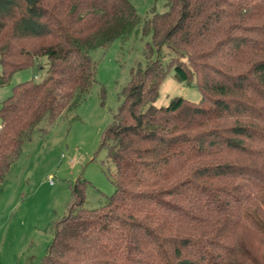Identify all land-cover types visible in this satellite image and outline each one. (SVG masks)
I'll return each mask as SVG.
<instances>
[{"label":"trees","instance_id":"trees-1","mask_svg":"<svg viewBox=\"0 0 264 264\" xmlns=\"http://www.w3.org/2000/svg\"><path fill=\"white\" fill-rule=\"evenodd\" d=\"M165 3L142 29L172 56L131 71L101 133L113 189L84 207L76 178L36 264H264V0ZM137 21L129 0H0V84L45 57L0 99V183L31 131L84 98L90 50ZM170 68L198 100L153 104Z\"/></svg>","mask_w":264,"mask_h":264},{"label":"rangeland","instance_id":"rangeland-1","mask_svg":"<svg viewBox=\"0 0 264 264\" xmlns=\"http://www.w3.org/2000/svg\"><path fill=\"white\" fill-rule=\"evenodd\" d=\"M138 21L124 34L89 54L95 62V80L84 98L65 107L44 130L33 129L24 139L0 183V264H36L52 237V224L65 212L70 188L76 178L85 180L84 207L100 204L113 185V165L100 146L101 133L121 99V88L131 71L143 68L146 59L166 62L172 53L161 44L158 50L146 47L151 34L142 29L143 19L166 8L165 0H129ZM45 57L36 58L14 71L0 84V99L17 81L44 74ZM3 92H6L5 95ZM173 96L198 100L200 93L190 80H177L172 68L158 84L155 105H164ZM43 125V124H41Z\"/></svg>","mask_w":264,"mask_h":264},{"label":"crops","instance_id":"crops-1","mask_svg":"<svg viewBox=\"0 0 264 264\" xmlns=\"http://www.w3.org/2000/svg\"><path fill=\"white\" fill-rule=\"evenodd\" d=\"M3 93H4V94H2V96L5 95L6 92H3Z\"/></svg>","mask_w":264,"mask_h":264}]
</instances>
